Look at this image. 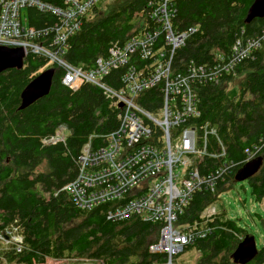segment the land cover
Listing matches in <instances>:
<instances>
[{
  "label": "trees",
  "instance_id": "obj_1",
  "mask_svg": "<svg viewBox=\"0 0 264 264\" xmlns=\"http://www.w3.org/2000/svg\"><path fill=\"white\" fill-rule=\"evenodd\" d=\"M37 1L61 7L64 0ZM254 1L172 0L176 11L171 20L173 29H194L184 45L169 55L160 35L153 49L162 52L148 60L132 56L127 66L112 70L101 78V83L119 90L128 68L147 77L156 62L166 58L172 73L181 75L187 74L190 64L196 68L216 64L218 56L226 58L230 54L235 39L257 38L264 33V17L245 22ZM26 10L27 24L23 25L27 29L48 30L56 22L53 15L33 8ZM156 29L146 15L144 0H110L84 15L79 30L68 38L59 56L69 66L89 72L96 59L107 56L111 46H121ZM51 37L39 34L31 42L56 51ZM48 68L55 70L49 94L21 108L22 91ZM63 75L56 63L49 64L46 58L30 52L22 69L0 74V235L14 226L22 238L20 253L0 243V260L4 264H44L47 260L153 264L161 258L148 252L158 238L156 225L137 217L122 222L107 219V212L122 201L79 210L64 190L79 173L83 147L88 143L93 148L101 145L103 137L117 128L121 109L92 84L84 83L76 91L68 89L61 83ZM236 76L238 83H231ZM198 77L200 82L192 81L198 115L187 124L196 129L197 148L204 125L214 130L215 136L207 135L204 155L190 157L185 172L196 170L202 177L215 175L218 170L224 173L212 191L204 186L192 192L178 215L175 227L192 236L173 261L195 251L190 264H240L234 255L249 235L223 210L216 212L214 206L233 183L244 181L256 203L264 200V42L236 65L234 74L223 75L216 83ZM229 83L237 89L233 97L228 96ZM134 102L147 112L159 113V87L142 91ZM57 134L62 135V141L50 143ZM219 143L224 148L223 156H219ZM248 158H260L261 165L255 174L239 181V172ZM244 264H264V245Z\"/></svg>",
  "mask_w": 264,
  "mask_h": 264
},
{
  "label": "built area",
  "instance_id": "obj_2",
  "mask_svg": "<svg viewBox=\"0 0 264 264\" xmlns=\"http://www.w3.org/2000/svg\"><path fill=\"white\" fill-rule=\"evenodd\" d=\"M100 1L64 0L61 7H55L37 0H0V46L20 47L25 53L46 58L49 64L56 63L64 73L62 85L72 91L89 83L101 88L115 100L117 106L122 104L117 128L104 136V142L97 148L90 143L84 147L79 157V173L64 190L77 209L84 211L122 201L107 212V219L122 222L137 217L142 222L156 225L158 238L149 246L148 252L161 258L153 264H174L173 259L183 252L192 236L191 232L175 227L178 215L186 208L192 192L204 186L212 191L215 181L224 173V170H218L215 175L202 177L196 170L185 172L190 157L204 155L207 135L215 136V131L204 125L201 128L203 137L197 148L196 129L187 124L188 120L198 115L192 81L200 82V76L203 80L216 83L219 77L234 74L236 65L247 59L260 42H264V33L257 38L235 39L226 58L218 56L217 63L212 66L196 68L190 64L184 75L172 73L168 58L156 62L153 72L147 77L130 67L121 77L123 87L113 90L101 83L103 76L127 66L132 56L148 60L162 52L153 49L160 35L169 49V55H173L194 29H173L171 20L176 11L172 0H144L146 15L157 29L147 31L141 37H133L121 46H111L104 59L95 60L93 70L84 72L63 62L59 54L63 53L68 38L79 30L84 15ZM23 8L53 15L56 22L48 30L35 32L27 29L20 16ZM39 34H52L51 45L56 51H50L49 56L47 48L31 42ZM158 87L162 97L157 113L161 115L159 120L134 102L142 91ZM151 139L155 141L149 143ZM58 141H62L61 134L49 140L52 144ZM219 145V156H223L224 148ZM251 159L248 158L249 162ZM175 168L181 171L175 174ZM87 169L90 172H86ZM210 213L213 214L214 210L211 209ZM0 240L20 253L22 238L16 227L5 229Z\"/></svg>",
  "mask_w": 264,
  "mask_h": 264
},
{
  "label": "rangeland",
  "instance_id": "obj_3",
  "mask_svg": "<svg viewBox=\"0 0 264 264\" xmlns=\"http://www.w3.org/2000/svg\"><path fill=\"white\" fill-rule=\"evenodd\" d=\"M110 0H101L97 3L96 7L101 8ZM21 10V20L24 25L27 24L26 10ZM239 77L236 76L232 79L231 83H238ZM234 84L228 85V96L233 97L237 93L236 86ZM153 118L161 119L160 114H151ZM181 171L180 168H175L174 173L177 174ZM216 212L223 210L226 213L228 219L235 221L239 227L243 228L249 236H252L255 241L256 249L262 248L264 245V200L262 203H256L251 195L250 188L247 182L233 183L231 189L224 192L220 198L219 203L214 206ZM2 246L5 243L0 240ZM196 257V252H187L181 255L174 264H190V262ZM174 260V259H173ZM0 264H4L0 260ZM44 264H97L95 262L88 261H71L65 262L47 260Z\"/></svg>",
  "mask_w": 264,
  "mask_h": 264
},
{
  "label": "water",
  "instance_id": "obj_4",
  "mask_svg": "<svg viewBox=\"0 0 264 264\" xmlns=\"http://www.w3.org/2000/svg\"><path fill=\"white\" fill-rule=\"evenodd\" d=\"M264 17V0H255L249 7L245 22H250L254 18ZM25 52L23 48L0 47V74L7 70H20L23 67ZM55 70L48 68L40 72L33 81L21 93V108H25L36 100L47 96L50 92ZM118 107H122L119 104ZM261 165V159L256 158L245 164L239 172L237 180H245L255 174ZM257 254L255 241L252 236L246 237L239 245L234 255L235 261L240 264L251 261Z\"/></svg>",
  "mask_w": 264,
  "mask_h": 264
},
{
  "label": "bare ground",
  "instance_id": "obj_5",
  "mask_svg": "<svg viewBox=\"0 0 264 264\" xmlns=\"http://www.w3.org/2000/svg\"><path fill=\"white\" fill-rule=\"evenodd\" d=\"M51 54V52L48 50V56ZM83 151H84V147L82 149V154H83Z\"/></svg>",
  "mask_w": 264,
  "mask_h": 264
},
{
  "label": "clouds",
  "instance_id": "obj_6",
  "mask_svg": "<svg viewBox=\"0 0 264 264\" xmlns=\"http://www.w3.org/2000/svg\"><path fill=\"white\" fill-rule=\"evenodd\" d=\"M21 15V14H20ZM0 47H3V46H0ZM9 48V47H8ZM18 48V47H17ZM27 53H25V55H26Z\"/></svg>",
  "mask_w": 264,
  "mask_h": 264
},
{
  "label": "crops",
  "instance_id": "obj_7",
  "mask_svg": "<svg viewBox=\"0 0 264 264\" xmlns=\"http://www.w3.org/2000/svg\"><path fill=\"white\" fill-rule=\"evenodd\" d=\"M235 96V95H234Z\"/></svg>",
  "mask_w": 264,
  "mask_h": 264
}]
</instances>
